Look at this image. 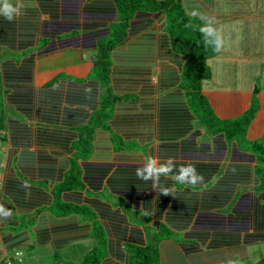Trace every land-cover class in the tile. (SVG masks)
Here are the masks:
<instances>
[{
  "label": "crops",
  "instance_id": "crops-1",
  "mask_svg": "<svg viewBox=\"0 0 264 264\" xmlns=\"http://www.w3.org/2000/svg\"><path fill=\"white\" fill-rule=\"evenodd\" d=\"M51 1L58 2L61 10L70 0ZM93 1L78 0V11L81 13L77 19L80 24L77 30L79 36L61 40L62 44L72 39L78 43L70 46L72 43L67 42L64 48L54 52L57 54L65 51L70 58H76L74 62H68L67 69L58 64L61 59L56 58V54L38 55L40 51L35 50L31 81H9L5 75L2 78L0 76V94L6 112V126L0 129V151L4 154V158L0 160V251L3 252L0 264H6L11 256H15L16 251L24 253L23 264H51V261L56 259H60L59 264H75L71 253L66 254L64 259L58 255L59 251L93 238L72 234L71 237L59 241L60 239L55 237L52 221L60 216L52 215L47 209L51 205V199H48L47 203H37L30 194L32 186L41 187V181L52 187L51 176L39 177L37 172V177H32L30 183L28 182L30 186L22 185L25 182L23 175L28 173L23 169L28 157L38 171L45 158L56 161L58 167L63 161L68 162L73 154L69 146L65 149L57 147L53 142L55 137L68 136L71 127L78 123L77 114L90 108L84 102H78L79 100L69 96L70 91L77 92V96L84 95L89 87L86 79L93 65V55H89L87 60L85 51H93L94 45H86L85 37L87 34L94 35L92 41L96 44L107 37L111 26L119 20L116 11L109 19L88 21L91 13L87 12L86 8L87 4ZM95 1L114 3L113 0ZM181 1L187 13L197 19L201 28L211 29L218 34L217 49L207 59L211 75L202 83V91L214 112L220 118L237 117L247 110L255 99L259 108L249 126L247 139L264 138V0ZM11 6L13 11L10 10ZM0 8L4 14L11 12L9 14L18 25L25 21L36 25L40 36L43 35L45 24L52 23L54 18L51 17L44 0H0ZM59 18L60 21H65L61 15L54 21ZM146 19L150 20V29L155 30V37L158 44H161L160 33L166 25L164 14L147 13L141 18V23ZM1 20L3 18L0 17ZM70 20L71 18H68L65 22ZM86 23H89L90 27H85ZM71 33L64 32L63 37ZM38 38L36 40H39ZM129 39L131 43L137 41L132 34ZM57 40V43H60V40ZM156 47L153 50L149 45L139 47V44H133L129 48L128 42L118 54L125 52L124 62L130 67H146L152 62L149 69L150 80L144 77L136 78V81H139L140 98L135 106L137 111L142 112L144 104L152 103L154 115L151 122L132 127L136 133L135 136H130V140L136 142L138 147L127 150L129 158L116 162L115 165H147L152 171V178L148 188L139 192L140 197L136 203L117 190L108 193V197L120 198L124 195L127 202L141 215L136 217L140 223L151 218L148 225L145 223L140 226L144 229V245L151 239L145 226L150 227L154 236L163 224L171 230L172 235L158 243V264H261L262 257L253 261L248 259L251 254L261 251V242H264V213L260 209L264 202V193L257 189L258 180L254 173L256 162L250 159L252 154L235 141L229 142L222 135H211L195 124L185 135L174 139H168L160 133L159 103L166 90L162 85L165 75L161 71L162 64H166V61L160 58V51L157 45ZM139 52L142 57L137 58ZM149 57H154L153 61L147 60ZM146 60L149 61L148 64L145 63ZM86 65H89L88 68ZM60 72H65L66 78L48 85L50 79ZM26 104H30L35 112L28 115V112L24 111ZM8 110L16 111L17 114L8 115ZM18 124L25 126L23 131H15ZM170 149H173L174 155L167 156ZM192 164L214 166L210 168V178L216 181L225 178L228 172L237 169L236 167H242L241 171L247 169L249 172L245 177L244 172L233 176L236 178L231 184L236 185V191L224 204L209 209L199 206L188 213L191 216L184 215L181 219L171 221L170 208L186 206L181 201L180 194L185 192L187 186L196 184L188 174ZM179 170L185 171L184 176L176 175ZM166 180L173 184V188L167 206L163 207L159 201L158 189ZM106 184L104 183L102 189ZM177 184H181V187ZM101 192L99 191V194ZM131 193H134L133 189ZM108 197L106 200L111 201ZM123 204L121 206L125 207ZM5 208L9 210L7 214ZM159 209L162 210L157 217ZM126 242L127 238L121 242L123 257L108 248V253L99 264H127V252L123 249ZM93 246L94 244L89 251ZM86 254L87 252L81 259ZM223 254H230L231 257L228 260L223 259Z\"/></svg>",
  "mask_w": 264,
  "mask_h": 264
},
{
  "label": "trees",
  "instance_id": "trees-1",
  "mask_svg": "<svg viewBox=\"0 0 264 264\" xmlns=\"http://www.w3.org/2000/svg\"><path fill=\"white\" fill-rule=\"evenodd\" d=\"M44 1L51 12V17L54 18L52 23L45 24L41 36L36 25L26 21L18 25L12 19L11 12L4 14L0 8V17L3 18L0 21L1 78L5 75L9 81H31L35 50L40 51L38 55L49 54L64 48L67 42L72 43L70 46L78 43L77 40L73 41L74 39L65 44L61 41L62 38L71 39L73 36H79L77 30L80 24L77 19L81 13L78 11V0H70L71 2L69 1L61 10L58 2ZM113 2L94 0L87 4L86 10L91 13L88 21L109 19L116 11L119 20L111 26L107 37L96 44L92 41L94 35L87 34L85 37L86 45H94L93 65L86 79L89 87L84 95L78 93L77 96V92L70 91L69 96L79 100L78 102H84L90 108L77 114L78 123L76 121L77 124L71 127L68 136L55 137V141L53 140L57 147L66 149L69 146L73 154L68 162L63 161L58 167L56 161L45 158L38 171L28 157L23 168L28 173L23 175L25 182L22 185L30 186V180L37 177V172L39 177L41 175L52 177V187L41 181V187L32 186L30 194L37 203H47L48 199H51V205L47 209L52 215L61 218L52 221L54 235L60 239L59 241L71 237L72 234L94 238V246L77 264H99L108 253V248L118 252L119 257H123L121 242L125 238L127 242L123 249L127 252V264H158L160 254L158 243L172 235L168 226L163 224L160 230L156 231L154 239H149L144 245L142 243L144 229L142 230L140 226L145 223L148 225L151 218L141 223L139 220L133 221L134 219L129 218L128 212L133 211L136 218L137 210H132V204L127 202L124 195L120 196L118 203L108 201L104 197L117 190L136 203L140 197L139 192L148 188L147 185L152 178V171L147 165L129 163L115 165L116 162L129 158L127 150L138 147L136 142L130 140V136H135L136 133L132 127L151 122L154 115L152 103L144 104L142 112L137 111L135 106L140 98L139 81H136V78L144 77L150 80L149 69L152 62L146 67H130L124 62L125 52L118 54L128 42L129 48L133 44H139V47L149 45L154 50L157 45L160 58L166 61V64H162L161 71L165 75L162 85L166 90L159 103L160 133L168 139H174L185 135L195 124L211 135H222L229 142L235 141L252 154L250 159L256 162L254 173L258 180L257 189L264 193V141L263 138L247 139L249 126L259 107L254 99L249 108L237 117L220 118L214 112L202 91V83L211 75L207 59L217 49L218 34L211 29L201 28L197 19L187 13L181 0H113ZM10 10L13 11L12 6ZM151 12L155 15L162 13L165 16L166 25L160 33L161 44H158L155 30L150 29V20L146 19L141 23V18L147 13L150 15ZM59 15L65 21L68 18L71 20L67 23L60 21V18L54 21ZM88 24H84L85 27H90ZM64 32L72 33L63 37ZM130 34L134 35L137 41L131 43ZM37 38L39 40H36ZM57 39L60 43H57ZM140 52L137 53V58L142 57ZM153 59L154 57H149L147 60ZM147 60L145 63L148 64ZM66 76L65 72H60L47 84L52 85ZM24 111L28 112V115L35 112L30 104L24 105ZM5 116L0 94V129L6 126ZM191 121L193 122L190 123ZM24 128L25 126L20 124L15 131H23ZM166 155H174L173 149ZM212 167L214 166L205 167V164L191 165L189 178L196 184L192 187L187 186L185 192L180 194L181 201L186 206L170 208L169 220L189 216L188 213L199 206L209 209L224 204L236 191V185L231 184L236 178L233 176H239L244 172L245 177L249 172L247 169L241 171L242 167L239 169L236 167L237 169L229 171L225 178L216 181L210 178ZM184 174L185 171L180 170L176 173L179 177ZM104 183L107 184L102 189ZM177 185L181 187V184ZM172 188L173 184L166 180L158 189L159 201L163 207L167 206ZM99 191L102 192L99 194ZM121 203H124L125 207H120ZM260 209L264 213V202ZM161 210L159 209L157 217ZM4 211L6 214L9 212L8 208ZM17 264L23 263L21 261Z\"/></svg>",
  "mask_w": 264,
  "mask_h": 264
},
{
  "label": "rangeland",
  "instance_id": "rangeland-1",
  "mask_svg": "<svg viewBox=\"0 0 264 264\" xmlns=\"http://www.w3.org/2000/svg\"><path fill=\"white\" fill-rule=\"evenodd\" d=\"M56 54V53H54ZM94 55L93 54V51H85V56L87 57V60H88V56L90 55L91 56ZM57 57L56 58H60L61 60H59V65L61 66V68L63 69H67L69 66H68V62H74L76 60L75 57H71L69 56V54L65 51H62V52H59L56 54ZM55 55V56H56ZM89 65H86V67L88 68ZM8 115L10 114H17L16 111H11V110H8ZM262 141H264V138L262 139ZM4 158V154L2 152V150L0 151V160ZM2 171V169H0V172ZM108 194H106V196L104 195V197H108L107 196ZM108 199H110L111 201H113L114 203H118L119 201V198H116V197H112V196H109ZM123 203H121L122 205ZM122 207V206H121ZM134 210V208L132 209ZM138 216H141L139 213H137ZM128 215H129V218L130 219H134L133 221H137L138 219L135 218V213L133 211L130 210V212H128ZM154 229V228H153ZM147 231H148V235L151 237V239L153 240L154 239V234L152 233V231L150 230V227L147 228ZM174 235V234H173ZM175 236V235H174ZM175 237H178L177 235ZM94 244V239L93 238H88L86 240H82L80 242H77L75 245H70L69 247H66V249H63L62 251H59V254L61 258H66V254L68 253H71V258L75 259V260H72L73 263L77 264L76 261H80L81 257L83 256L84 253L88 252L89 251V248ZM261 246H262V249L261 251L255 253V254H251L249 256V260L250 261H253L255 259H258L262 257V263L261 264H264V242H261ZM257 250V249H256ZM240 252V251H239ZM252 253V252H251ZM260 253V255L258 254ZM263 254V255H262ZM1 255H3V252L0 251V257ZM223 259H229L231 257L230 254H223ZM51 258V257H50ZM1 260V259H0ZM58 260V261H57ZM248 260V261H249ZM51 261V260H50ZM54 261V264H59L60 262V259H56V260H53ZM53 261H51V264H53ZM57 261V262H56Z\"/></svg>",
  "mask_w": 264,
  "mask_h": 264
},
{
  "label": "built area",
  "instance_id": "built-area-1",
  "mask_svg": "<svg viewBox=\"0 0 264 264\" xmlns=\"http://www.w3.org/2000/svg\"><path fill=\"white\" fill-rule=\"evenodd\" d=\"M14 255L15 256H13V258H9L7 260V263L6 264H17V263H20L22 261L23 252L16 251V253Z\"/></svg>",
  "mask_w": 264,
  "mask_h": 264
},
{
  "label": "clouds",
  "instance_id": "clouds-1",
  "mask_svg": "<svg viewBox=\"0 0 264 264\" xmlns=\"http://www.w3.org/2000/svg\"><path fill=\"white\" fill-rule=\"evenodd\" d=\"M23 255H24V253H23ZM10 258H13V256H11ZM22 261H23V258H22Z\"/></svg>",
  "mask_w": 264,
  "mask_h": 264
}]
</instances>
